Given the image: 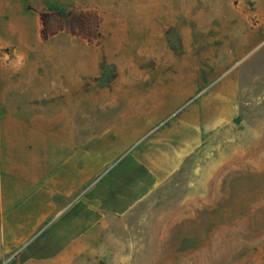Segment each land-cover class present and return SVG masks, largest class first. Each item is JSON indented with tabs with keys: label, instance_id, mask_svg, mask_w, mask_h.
<instances>
[{
	"label": "rangeland",
	"instance_id": "obj_1",
	"mask_svg": "<svg viewBox=\"0 0 264 264\" xmlns=\"http://www.w3.org/2000/svg\"><path fill=\"white\" fill-rule=\"evenodd\" d=\"M24 7L0 50L1 143L22 191L84 183L7 205L22 227L0 229V264H264V0ZM71 7L97 14L92 38L42 40L38 13Z\"/></svg>",
	"mask_w": 264,
	"mask_h": 264
},
{
	"label": "crops",
	"instance_id": "obj_2",
	"mask_svg": "<svg viewBox=\"0 0 264 264\" xmlns=\"http://www.w3.org/2000/svg\"><path fill=\"white\" fill-rule=\"evenodd\" d=\"M24 1L25 0H0V50H5L4 39L6 37V33L14 30L10 26H7V24L20 22L22 17H26L27 14H30L27 12V10H25ZM2 100L4 99L1 97L0 93V101ZM5 114V111L0 110V128L1 124L3 123L1 118ZM221 123V121H215L214 119H206V134L209 133L210 130H212L215 124ZM208 135L210 136L211 133H209ZM207 140H209L208 137H206L204 141L202 140L200 143H196L191 149L182 150V152H180L181 160L175 166V169L167 174L166 177H171L177 170L184 169V167L186 166V161L190 158H194L201 149H203V151L208 149V143L210 142H208ZM1 142L2 141L0 139V229L22 227L16 225L17 219L14 216L10 217V219L8 220L5 216V207L7 205L13 206L16 199H20L24 195H29V197L37 199L40 188V190L49 193V196H52L57 191H62L66 194L70 190L75 191L84 181L82 177H73L67 171L62 170L60 177H46L42 180V184L40 186L38 184V180L35 178L33 185L30 184L26 186L25 191H22V174L20 171H17L16 173L15 168L16 162H18L19 164L21 157H16L13 149H11L9 153H6V148ZM194 159L196 160L197 158ZM192 163L196 164V161H193ZM34 177H36V175ZM14 213L15 212H13V215ZM5 223H10L11 225L5 226Z\"/></svg>",
	"mask_w": 264,
	"mask_h": 264
},
{
	"label": "trees",
	"instance_id": "obj_3",
	"mask_svg": "<svg viewBox=\"0 0 264 264\" xmlns=\"http://www.w3.org/2000/svg\"><path fill=\"white\" fill-rule=\"evenodd\" d=\"M40 38L48 40L57 33L63 32L83 40H90L97 30L98 16L95 12L86 13L74 7L65 11L52 13L39 12Z\"/></svg>",
	"mask_w": 264,
	"mask_h": 264
}]
</instances>
